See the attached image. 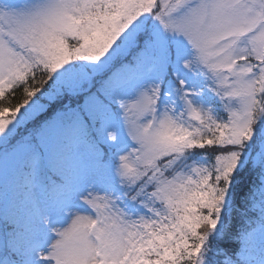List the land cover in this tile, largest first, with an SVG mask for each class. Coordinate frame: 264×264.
Segmentation results:
<instances>
[{"label":"snow or ice","instance_id":"snow-or-ice-1","mask_svg":"<svg viewBox=\"0 0 264 264\" xmlns=\"http://www.w3.org/2000/svg\"><path fill=\"white\" fill-rule=\"evenodd\" d=\"M0 264H264V0H0Z\"/></svg>","mask_w":264,"mask_h":264}]
</instances>
